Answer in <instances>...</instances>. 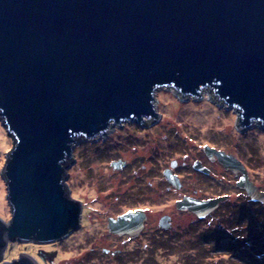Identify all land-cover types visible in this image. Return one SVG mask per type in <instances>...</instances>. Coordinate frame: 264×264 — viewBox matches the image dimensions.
<instances>
[{"label":"water","instance_id":"obj_1","mask_svg":"<svg viewBox=\"0 0 264 264\" xmlns=\"http://www.w3.org/2000/svg\"><path fill=\"white\" fill-rule=\"evenodd\" d=\"M161 89L193 100L209 91L237 112L239 131L264 130V0H0V122L12 141L0 257L9 242L54 244L78 228L66 185L74 146L156 123ZM203 152L264 204L238 160ZM223 200L177 207L203 219ZM0 264L43 263L22 252Z\"/></svg>","mask_w":264,"mask_h":264},{"label":"flooded vegetation","instance_id":"obj_2","mask_svg":"<svg viewBox=\"0 0 264 264\" xmlns=\"http://www.w3.org/2000/svg\"><path fill=\"white\" fill-rule=\"evenodd\" d=\"M157 124L158 121L144 125L124 123L111 129L102 139H81L74 146L72 160L67 164L66 185L69 198L77 201L81 207L79 226L54 244L65 240L76 241V236L80 234V242L85 250L83 264H153V254L165 255L166 250L173 247L194 253L189 262L185 260L183 264H204L207 258L211 263L214 262L211 258L213 250L210 252V246L204 249L206 251L202 250L201 245L207 244L203 243V235L206 239L208 236L209 239L213 236L222 238L225 229L228 234L224 233L223 237L234 242L242 240L247 244L245 239H241L245 236L234 237L233 233L244 230L242 234H249L257 219L261 222L259 231L254 232L259 236L257 242L264 238V204L251 202L245 192L236 187L240 174L234 176L225 171L216 159H208L203 149V158L199 153L192 156L183 154L166 163L170 151L168 146L159 149L158 145L153 147L149 141L147 129ZM196 162L206 171L195 170L193 166ZM215 165L234 177V186L239 195L245 197L247 205L238 208L240 216H232L235 208L232 207V196L227 192L231 187L213 193L214 187L207 182L214 174ZM76 168L81 175L80 181L76 180ZM165 172L175 177V183L165 179ZM75 183L94 195L84 199L75 198ZM220 198L224 200L203 219L185 208L177 207L184 199L203 202ZM248 205L251 209L253 207L254 217L250 218L245 213ZM128 215L132 217L118 221ZM112 221L117 224L110 231L108 226ZM209 222L214 223L211 228L217 230L206 234ZM240 226L241 230L238 231Z\"/></svg>","mask_w":264,"mask_h":264},{"label":"rangeland","instance_id":"obj_3","mask_svg":"<svg viewBox=\"0 0 264 264\" xmlns=\"http://www.w3.org/2000/svg\"><path fill=\"white\" fill-rule=\"evenodd\" d=\"M157 108H159L158 113L160 115L159 124L152 129L148 128L147 131L153 147L158 145L159 149H164L168 146L170 149L166 163L183 154L192 156L199 153L203 158L202 149L205 146L221 149L226 154L241 161L251 183L264 192V130L258 126H252L245 131H239L236 127L237 112L214 101L209 91H204L200 99L193 100L190 97L181 99L180 95L171 89H161L160 104H157ZM89 145L87 144V146ZM11 146L12 141L0 122V219L5 223L11 219V214L6 200V187L1 177V170L5 156ZM214 168V174L207 179V182L214 187L213 193L231 187L227 192L231 194L232 207L235 208L232 211V216H240L239 207L247 205L244 200L245 197L242 198L234 186V177L232 178L218 165H215ZM77 171L78 168H76V180L80 181L81 175ZM100 172L103 171L100 170ZM74 185L73 194L75 198L84 199L94 195L92 191L85 190L84 186L78 183ZM252 211L253 207L251 209L248 205L245 213L251 218L254 215ZM211 225L214 223L209 222L206 225L208 228L206 234L212 230H217L214 227L211 228ZM237 230H241V226ZM256 231L258 232L259 229L256 228L247 235L242 234L244 230L242 233H233L234 237L236 235L245 236V238L241 237L247 242V244L244 243L245 247H240L236 242L223 237L226 233L225 229L222 238L217 237L218 239H216L213 236L209 239L208 236L206 239L203 235V243L206 242L207 244H202L201 247L204 250L210 246V252L213 250L211 258L214 259V262H211L212 264H264V244L262 243L264 238L256 244L255 242L259 238L257 234H254ZM75 240L72 242L65 240L62 243L46 245L20 243L15 240L7 244L0 257V263L25 252L43 264H83L85 250L80 242L81 235H77ZM193 254L187 252L186 249L181 251L173 247L166 250L165 255H162V252L160 253L162 256H159V253L153 254L152 259L153 264H183L185 260L189 262L188 260L193 257ZM207 259L203 263L211 264Z\"/></svg>","mask_w":264,"mask_h":264},{"label":"trees","instance_id":"obj_4","mask_svg":"<svg viewBox=\"0 0 264 264\" xmlns=\"http://www.w3.org/2000/svg\"><path fill=\"white\" fill-rule=\"evenodd\" d=\"M253 214V213H252ZM255 214V213H254ZM256 215H258V214H256ZM259 216V215H258ZM253 217H254V215H253ZM253 224H254V228L256 229V228H258L259 229V227H261V226H259V224H261V222H260V219H257L256 220V222H253ZM252 223L250 224V225H253ZM249 227H251V226H249ZM254 228H251V231H253L254 230ZM251 231H250V233H251ZM236 243H237V245H239L240 247H242V246H244L245 247V244H244V242L242 241V240H238V241H235ZM256 244L258 243L257 241L255 242ZM244 251V250H243Z\"/></svg>","mask_w":264,"mask_h":264}]
</instances>
